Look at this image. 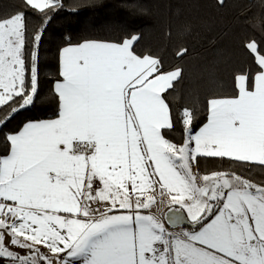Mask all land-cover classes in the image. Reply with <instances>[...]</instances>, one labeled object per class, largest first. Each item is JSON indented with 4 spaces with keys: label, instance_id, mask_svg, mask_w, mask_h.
I'll return each instance as SVG.
<instances>
[{
    "label": "snow or ice",
    "instance_id": "1",
    "mask_svg": "<svg viewBox=\"0 0 264 264\" xmlns=\"http://www.w3.org/2000/svg\"><path fill=\"white\" fill-rule=\"evenodd\" d=\"M62 9L21 0L0 12V264H264V185L199 167L264 166V44H245L252 67L194 130L193 111L169 100L183 70L138 54L139 34L69 42L54 117L4 131L41 101L44 29L29 33L28 11L43 24ZM165 196L166 217L152 211Z\"/></svg>",
    "mask_w": 264,
    "mask_h": 264
},
{
    "label": "trees",
    "instance_id": "2",
    "mask_svg": "<svg viewBox=\"0 0 264 264\" xmlns=\"http://www.w3.org/2000/svg\"><path fill=\"white\" fill-rule=\"evenodd\" d=\"M21 0H0V12L8 13ZM28 11V10H26ZM29 33L44 29L40 45L41 101L22 110L8 125L16 129L29 120L53 118L58 98L53 91L59 79L60 53L69 42L86 39L120 42L139 34L137 53L160 58L168 69L179 67L183 78L175 84L169 100L193 111V128L207 123L206 101L234 92L233 77L252 67L245 49L249 41L264 44V0H63V9L50 22L41 23L28 11ZM187 48L183 57L177 51ZM179 142L181 132L169 133ZM3 145L0 144V150ZM200 170L231 171L264 185V166L227 159L201 158Z\"/></svg>",
    "mask_w": 264,
    "mask_h": 264
},
{
    "label": "crops",
    "instance_id": "3",
    "mask_svg": "<svg viewBox=\"0 0 264 264\" xmlns=\"http://www.w3.org/2000/svg\"><path fill=\"white\" fill-rule=\"evenodd\" d=\"M60 68H61V61H60ZM156 195H157V198H158V200H159V199H160L159 190H157ZM165 198H168V197L165 196V197L163 198L164 201H165ZM159 205H160L161 207H158V205H156V206L153 207L152 211L155 212L156 214L163 215V216L166 217L167 214L169 213V206H168V204H165V202H164V203H160ZM165 208L168 209V213H166V214H165ZM166 226H167V225H166ZM170 230L180 231L179 228H174V227H171V226H170Z\"/></svg>",
    "mask_w": 264,
    "mask_h": 264
},
{
    "label": "rangeland",
    "instance_id": "4",
    "mask_svg": "<svg viewBox=\"0 0 264 264\" xmlns=\"http://www.w3.org/2000/svg\"><path fill=\"white\" fill-rule=\"evenodd\" d=\"M167 200H168V198H165V204H167ZM160 204V203H159ZM158 204V207H161L160 205ZM166 213H168V209L167 208H165V214Z\"/></svg>",
    "mask_w": 264,
    "mask_h": 264
}]
</instances>
